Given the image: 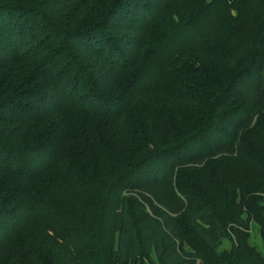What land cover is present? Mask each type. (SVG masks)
I'll return each instance as SVG.
<instances>
[{
	"label": "trees",
	"instance_id": "obj_1",
	"mask_svg": "<svg viewBox=\"0 0 264 264\" xmlns=\"http://www.w3.org/2000/svg\"><path fill=\"white\" fill-rule=\"evenodd\" d=\"M54 2L0 0V264H200L138 193L230 148L263 102L264 0H110L52 33ZM221 211L185 208L205 247Z\"/></svg>",
	"mask_w": 264,
	"mask_h": 264
},
{
	"label": "rangeland",
	"instance_id": "obj_2",
	"mask_svg": "<svg viewBox=\"0 0 264 264\" xmlns=\"http://www.w3.org/2000/svg\"><path fill=\"white\" fill-rule=\"evenodd\" d=\"M109 3L110 0H72L61 4L55 0L51 14L45 20V31L85 29L99 18ZM190 5L187 2L179 5L178 12L186 13ZM78 55L92 71L101 65L87 52L80 50ZM261 95L264 97V87ZM144 104L149 106V102ZM162 189L163 195H159L160 189L143 190L138 195L156 214L163 211L175 216L183 242L190 249L199 251L200 264L264 262V100L243 125L230 148L198 165L176 170ZM201 200L208 201L214 209L220 205L227 230L212 248L201 243L188 225L184 212L189 202ZM234 212L243 218L244 225L231 220ZM40 225L41 222L36 220L34 228ZM127 264L159 262L154 252H150L148 256L136 255Z\"/></svg>",
	"mask_w": 264,
	"mask_h": 264
}]
</instances>
